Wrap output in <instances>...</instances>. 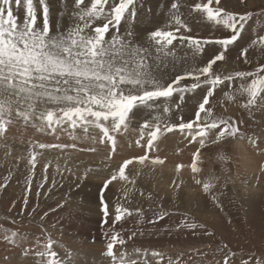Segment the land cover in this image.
<instances>
[{
	"label": "rangeland",
	"instance_id": "obj_1",
	"mask_svg": "<svg viewBox=\"0 0 264 264\" xmlns=\"http://www.w3.org/2000/svg\"><path fill=\"white\" fill-rule=\"evenodd\" d=\"M51 1L0 0V90L71 100L0 91V264H264V0ZM81 155L112 176L56 167Z\"/></svg>",
	"mask_w": 264,
	"mask_h": 264
},
{
	"label": "bare ground",
	"instance_id": "obj_2",
	"mask_svg": "<svg viewBox=\"0 0 264 264\" xmlns=\"http://www.w3.org/2000/svg\"><path fill=\"white\" fill-rule=\"evenodd\" d=\"M51 1V0H50ZM56 1V0H55ZM151 1H153V0H151ZM235 1V0H234ZM251 1V0H250ZM51 2H53V0L51 1ZM63 3V2H62ZM221 7V6H220ZM56 9V8H55ZM58 9H60V8H58ZM54 11V10H53ZM60 11V10H59ZM54 17V16H53ZM57 17V16H56ZM54 22H56V21H54ZM59 22V21H58ZM139 24V23H138ZM63 25V24H62ZM140 26V25H139ZM108 50V49H107ZM116 52V51H115ZM120 56V55H119ZM124 59V58H123ZM60 60V59H59ZM50 62V61H49ZM38 63V62H37ZM57 64V63H56ZM70 64V63H69ZM22 72H24V71H22ZM34 73V72H33ZM33 73L32 74H30V77L31 78H33V80L35 79L34 78V76H33ZM25 74H26V72H25ZM135 74V73H134ZM26 77H28V76H26ZM137 78V77H136ZM133 80V79H132ZM114 81H116V80H114ZM19 82V81H18ZM33 83L32 84H29V82H27L26 83V81L23 83V82H21V84H22V88H23V90L22 89H18L19 87H20V85L18 86V88L17 87H13L14 89H16V93H14V92H12V91H7L8 89H3V90H0V91H6V92H9V93H14V95H17L16 96V98H20V101L18 100V102H22L23 101V99H24V101H26V102H29V103H31V104H34V106H31V105H29V103H28V105H24V106H22V108H25V110H26V108L28 109H32V110H36V111H39V112H43L44 113V111H42L43 109H41V110H37L35 107V105H37V106H42V105H45L46 103L47 104H50V105H58V106H61V107H63L64 109H66V111H70V110H68V107H69V105H70V101L64 96V95H62V96H58V95H60V91H56V92H47V90L46 89H43V91H44V93L45 94H47V93H49V94H53L54 96H58V99H55V98H52V99H47V98H41L39 95H40V93H41V89L42 88H40L39 90H37V87L38 86H36V83H35V80L34 81H32ZM138 82V81H137ZM133 83V82H132ZM28 84L30 85L29 87H28ZM117 84V83H116ZM99 87V86H98ZM6 88V87H5ZM141 88V87H140ZM41 90V91H40ZM137 90V89H136ZM14 91V90H13ZM36 91V92H35ZM121 91V90H120ZM125 92V91H124ZM5 93V92H4ZM4 93H1V94H4ZM35 93H37V94H39V95H35ZM42 94V93H41ZM52 95V96H53ZM8 96V95H7ZM6 96V97H7ZM12 96V95H11ZM44 96H46V95H44ZM53 96V97H54ZM56 96V97H57ZM43 97V96H42ZM15 98V97H14ZM51 98V97H50ZM1 99V98H0ZM22 99V100H21ZM4 101V100H3ZM83 101V100H82ZM6 102V101H5ZM75 102V101H74ZM20 103H15V102H13V104L14 105H17L18 107L19 106H21V105H23V104H20ZM93 103V102H92ZM95 103V102H94ZM89 104V103H88ZM96 104V106L98 107V108H102V106H100V104H98V103H95ZM1 105V104H0ZM74 105H77L78 106V104H76V102L74 103ZM73 105V106H74ZM7 106V105H6ZM9 106V105H8ZM158 106V105H157ZM4 106H2V108H3ZM7 108V107H6ZM55 108V107H54ZM70 108V107H69ZM73 108V107H72ZM79 108V107H78ZM80 108H82V107H80ZM89 110H90V108L89 107H87ZM56 109V108H55ZM62 109V108H61ZM82 109H84V108H82ZM94 109V108H93ZM6 110V109H5ZM48 110H49V108H48ZM76 110H77V108H76ZM92 110V109H91ZM89 111V112H84V111H80L81 112V116H84V115H86V117H87V121L88 122H90V123H108V124H110V126H113L116 122H115V119H112V118H110V115H108V114H105V113H107L106 111H103L104 109H102V110H99V113H97V114H94V113H92V111ZM98 110V109H97ZM96 110V111H97ZM146 110H147V108H146ZM26 111H29V110H26ZM65 111V112H66ZM7 112V111H6ZM14 112H15V110H14ZM20 112V111H19ZM24 112V111H23ZM79 112V111H78ZM98 112V111H97ZM13 113V112H12ZM35 113V112H34ZM64 113V112H63ZM133 113V112H132ZM5 114V113H4ZM8 114H9V112H8ZM14 114V113H13ZM20 114V113H19ZM61 114V113H60ZM68 114V113H67ZM18 115V114H17ZM34 115V114H33ZM35 115H37V114H35ZM48 115H49V113H48ZM74 115V114H73ZM77 115V114H76ZM152 115V114H151ZM4 116V115H3ZM32 116V115H31ZM69 116H71V115H69ZM7 117V116H6ZM19 117V116H18ZM22 117V116H21ZM142 117V116H141ZM166 117H168V116H166ZM72 118V117H71ZM80 118V117H79ZM26 119V118H25ZM35 120V119H34ZM36 121V123H40V125H41V123H42V121L41 120H39V121H37V120H35ZM75 121V120H74ZM78 121V120H77ZM137 121V120H136ZM5 122V121H4ZM34 122V121H33ZM15 124V123H14ZM20 125V124H19ZM8 126V125H7ZM23 126V125H22ZM47 127V126H46ZM45 128V127H44ZM44 128H42L41 127V131H44V132H42L43 134L44 133H46V134H50V136L48 137H43V134H42V136H41V134H35L34 135V137L35 138H37V139H39L40 137V140L41 141H43L44 142V140H46L45 142V145L47 146V144H49V143H52L53 141L52 140H50L49 138H51L52 139V137H56V138H58V137H61L62 136V133L64 134V132H66L68 129H66V126H63V127H61V129H58L56 126L54 127H51V126H49V128H47V129H45L44 130ZM89 130H93V129H89ZM3 131V130H2ZM17 131V130H16ZM35 131V130H34ZM38 131V130H37ZM19 131H17V132H15V129H14V131L12 130V128H9L8 130H6L5 131V133L6 134H14V135H16L17 133H18ZM40 132V131H39ZM76 132H79V131H76ZM82 132H84V131H82ZM93 133H95V130H93L92 131ZM1 133H3V132H1ZM4 133V134H5ZM67 133V132H66ZM81 133V132H80ZM85 134H86V132H84ZM3 134V135H4ZM32 134H33V132H32ZM2 135V134H1ZM24 135V134H23ZM22 135V136H23ZM29 135V134H28ZM40 135V137H38ZM94 135V134H93ZM46 136V135H45ZM66 136H68V134L67 135H64V137H66ZM5 137V136H4ZM48 138V139H47ZM55 138V139H56ZM75 138V137H74ZM73 137H72V139H71V137L69 138V140H70V142L74 139ZM78 138V137H77ZM187 138V137H186ZM4 139V138H3ZM24 139V138H23ZM55 139H53V140H55ZM62 138H58V140H61ZM65 139V138H64ZM79 139V138H78ZM116 139V138H115ZM17 140V139H16ZM29 140H31V139H29ZM63 140V139H62ZM121 140V139H120ZM162 140V139H161ZM40 141V143H42L43 144V142H41ZM64 141V140H63ZM63 141H61V142H63ZM65 141H66V139H65ZM5 142V144H7L8 145V148L10 147V148H12V149H14V151L16 152V154L18 153V154H22V156L24 157V158H26L27 159V156L25 155V153L26 154H28V156L29 155H32V156H34V157H32V163L34 162V164H36V166H37V169H38V167H40V169H41V166L43 167V165H44V163H47V164H51V163H53V165H55V162H56V160H58V159H55L56 157L53 155V157H55V158H52L51 157V150H44V151H39V150H37V151H32V149H31V152H27V150H25V149H22V146H16L15 145V143H13L12 141H4ZM81 142H83V141H81ZM92 142V141H91ZM120 142V141H119ZM122 142V141H121ZM3 143V142H2ZM40 143H39V146H40ZM67 143V142H66ZM66 143H64L62 146H61V144H58L60 147H64V150H65V145L67 146V144ZM76 143V142H75ZM4 144V145H5ZM71 144V143H70ZM200 144V143H199ZM7 145H5V146H7ZM18 145V144H17ZM4 146V147H5ZM77 146V145H76ZM80 146V145H79ZM100 146V145H99ZM56 147V146H55ZM73 147V146H72ZM82 147V146H81ZM243 147V146H242ZM247 147V146H246ZM8 148H6L8 151H9V149ZM34 148V147H33ZM37 148H38V146H37ZM42 148V147H41ZM44 148H46L45 146H44ZM48 148H50V146H48ZM52 148V147H51ZM96 148V147H95ZM183 148V147H182ZM35 149V148H34ZM39 149H40V147H39ZM75 149V148H74ZM173 149V148H172ZM241 149V148H240ZM259 149V148H258ZM30 150V149H29ZM64 150H62V153L64 152ZM67 150V149H66ZM243 150V149H242ZM47 151H49V152H47ZM56 151V150H55ZM58 151H60V150H58ZM81 151H82V149H81ZM84 151V150H83ZM116 151H118V150H116ZM170 151V150H169ZM54 152V151H53ZM67 152H70L69 151V149L67 150ZM66 152V153H67ZM75 152V151H74ZM77 152V151H76ZM119 152L121 153V149L119 150ZM168 152V151H167ZM241 152V151H240ZM253 152V151H252ZM62 153H58V154H61L62 155ZM72 153V152H71ZM80 153V152H79ZM79 153H78V155H79ZM115 153V152H114ZM124 153V152H123ZM246 153V152H245ZM254 153V152H253ZM10 154H11V152H10ZM54 154V153H53ZM73 154V153H72ZM83 156H86V157H89L90 156V154H87L86 152L84 153H81ZM119 154V153H118ZM155 154V153H154ZM240 154H242V153H240ZM13 155V154H12ZM64 155V154H63ZM62 155V156H63ZM81 155V156H82ZM92 155V157L93 158H100V157H105L106 158V156L108 155V153H100V154H91ZM114 155H117V154H113V156ZM120 155V154H119ZM122 155V154H121ZM124 155V154H123ZM127 155V154H126ZM126 155H125V158H127L128 159V157H130V156H132V155H129V156H127L126 157ZM180 155V154H179ZM243 156H244V154H242ZM246 155V154H245ZM252 155V154H251ZM19 156V155H18ZM26 156V157H25ZM61 156V157H62ZM74 156V155H73ZM75 156H77V155H75ZM78 157L79 159H76L75 157V159H72V158H69V160L67 161V162H64V160H63V162L61 163V162H59V163H57L56 164V167L58 168V169H60V170H62L63 171V169L64 170H66L67 168H69L70 167V172H76V173H78V174H83V173H85L86 172V175H88V176H91L92 178L93 177H97V178H101L102 180H104V179H108L109 177H111L112 175L110 174L111 172H108L107 170H109V169H101V170H96V169H93V167L91 166V162H93V161H91V159H89V158H85V157ZM141 156V155H140ZM6 157V156H5ZM13 157H16V156H13ZM59 158H60V155L58 156ZM64 157V156H63ZM62 157V158H63ZM120 157V156H119ZM119 157H117V158H119ZM17 158V157H16ZM19 158H21V157H19ZM30 158V157H29ZM64 158H66V157H64ZM131 158V157H130ZM129 158V159H130ZM254 158V157H253ZM4 159V158H3ZM22 159V158H21ZM61 159V158H60ZM85 159V161H83ZM112 159V158H111ZM114 159V158H113ZM124 159V158H123ZM122 159V160H123ZM135 159V158H134ZM16 160V159H15ZM67 160V159H66ZM65 160V161H66ZM99 160V159H98ZM101 160V159H100ZM241 160H242V158H241ZM252 158H247L246 156L245 157H243V164L245 165V167L246 168H248L249 170H251V169H255V167H256V162H252ZM13 161V160H12ZM30 161H31V159H30ZM83 161V162H82ZM115 161H117V160H115ZM120 161V160H119ZM129 161V160H128ZM9 162V161H8ZM104 162V161H103ZM106 162V161H105ZM77 163V164H76ZM13 164V163H12ZM103 164V163H102ZM168 164V163H167ZM17 165V164H16ZM28 165V164H27ZM130 165L132 166V167H136L135 165V162L133 161V163L131 162L130 163ZM141 165V164H140ZM144 165V164H143ZM166 165V164H165ZM104 166H105V164H104ZM145 166V165H144ZM242 166V165H241ZM128 167V166H127ZM129 168V167H128ZM131 168V167H130ZM129 168V169H130ZM141 168V167H140ZM157 168V167H156ZM40 169H39V171H40ZM51 169V168H50ZM139 169V168H138ZM148 169H150L149 167H148ZM245 169V168H244ZM46 170V169H45ZM48 170V169H47ZM111 170V169H110ZM113 170V169H112ZM159 170V169H158ZM157 170V171H158ZM46 172H49V171H46ZM149 172V171H148ZM160 172V171H159ZM68 173V172H67ZM164 173V172H163ZM184 173V172H183ZM249 173V172H248ZM156 174V173H155ZM133 177H134V175H133ZM113 179V182L115 183V185H116V187L117 186H119L120 185V182H119V180L118 179H115V178H112ZM86 180V179H85ZM97 180V179H96ZM94 182V181H93ZM88 184H89V186H91V184H93L92 183V181L90 182V180L87 182ZM245 183V182H244ZM243 183V184H244ZM87 184V185H88ZM98 184V183H97ZM254 184V183H253ZM258 184V183H257ZM100 184H98L97 186H99ZM111 185V184H110ZM249 185V184H248ZM120 187V186H119ZM87 188V187H86ZM92 188V187H91ZM97 188V187H96ZM96 188H95V191H96ZM86 190V189H85ZM94 191V192H95ZM186 192V191H185ZM190 192V191H189ZM96 193L97 192H95L94 193V195H96ZM187 193H188V191H187ZM191 194V193H190ZM85 195V199H87V200H89V201H91V202H94V200L91 198L92 196H93V192L91 191V192H89V193H85L84 194ZM192 195V194H191ZM250 195V194H249ZM176 196V195H175ZM185 196V195H184ZM252 196V195H251ZM94 197V196H93ZM198 204V203H197ZM93 205H90V207L91 208H86V210H94L95 211V207H92ZM212 216V215H211ZM213 220V219H212ZM5 232V231H4ZM10 234V233H9ZM6 243H8V242H6ZM11 243V242H10ZM85 246V245H84ZM86 248V247H85ZM22 249V248H21ZM16 250V249H15ZM99 250V249H98ZM82 254V253H81ZM96 254V253H95ZM98 254V253H97ZM89 255H91V254H89ZM11 257H14L15 259H13V263L11 262L10 264H20V261H19V259H18V257L17 256H15L14 254H12V256ZM91 257V256H90ZM82 261V260H81ZM97 261V260H96ZM18 262V263H17ZM74 262V261H73ZM85 262V261H84ZM92 263V262H91ZM68 264V263H67ZM70 264V263H69Z\"/></svg>",
	"mask_w": 264,
	"mask_h": 264
}]
</instances>
